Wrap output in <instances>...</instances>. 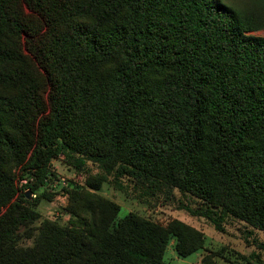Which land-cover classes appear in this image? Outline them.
I'll use <instances>...</instances> for the list:
<instances>
[{
    "label": "trees",
    "instance_id": "16d2710c",
    "mask_svg": "<svg viewBox=\"0 0 264 264\" xmlns=\"http://www.w3.org/2000/svg\"><path fill=\"white\" fill-rule=\"evenodd\" d=\"M263 28L264 0H0V264H170L172 238L182 257L204 247L180 219L119 217L98 190L125 180L202 200L185 208L218 229L231 215L264 231ZM62 155L98 172L66 225L21 246Z\"/></svg>",
    "mask_w": 264,
    "mask_h": 264
},
{
    "label": "rangeland",
    "instance_id": "374dc122",
    "mask_svg": "<svg viewBox=\"0 0 264 264\" xmlns=\"http://www.w3.org/2000/svg\"><path fill=\"white\" fill-rule=\"evenodd\" d=\"M227 3L245 6L249 0H224ZM264 36V28L254 32ZM54 175L48 180L46 188L55 193L52 200H43L37 206L41 217L32 225L22 226L18 232V244L24 247L32 246L35 236H29L30 231L35 235L44 220L66 225L71 215L66 212L74 187L87 186V180L98 172L97 165L88 162L83 170H77L70 165L64 155L53 160ZM129 187L126 191L117 189L114 185L105 183L98 192L115 201L121 207L119 217L129 212H137L156 222L166 224L172 219H180L203 233L204 247L187 257L180 256L175 248V239H171L165 253V260L170 264H203V259L212 257L211 264H264V231L248 222L227 216L222 221V229L206 217L191 214L185 207L198 208L202 200L183 195L178 189L170 193H157L153 196L142 195L143 188H137L135 183L125 180ZM28 182L27 178L20 179L21 185ZM27 189L25 191H28ZM36 195L32 194V198Z\"/></svg>",
    "mask_w": 264,
    "mask_h": 264
},
{
    "label": "water",
    "instance_id": "95a60500",
    "mask_svg": "<svg viewBox=\"0 0 264 264\" xmlns=\"http://www.w3.org/2000/svg\"><path fill=\"white\" fill-rule=\"evenodd\" d=\"M33 192L31 190L26 191V195L28 199H31Z\"/></svg>",
    "mask_w": 264,
    "mask_h": 264
}]
</instances>
